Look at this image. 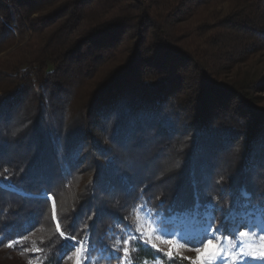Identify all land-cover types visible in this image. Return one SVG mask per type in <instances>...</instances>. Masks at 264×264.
<instances>
[{
  "label": "trees",
  "instance_id": "1",
  "mask_svg": "<svg viewBox=\"0 0 264 264\" xmlns=\"http://www.w3.org/2000/svg\"><path fill=\"white\" fill-rule=\"evenodd\" d=\"M13 47L0 264H69L75 244L82 264H191L141 237L140 207L227 235L264 220V73L220 79L264 50V0H0Z\"/></svg>",
  "mask_w": 264,
  "mask_h": 264
},
{
  "label": "rangeland",
  "instance_id": "2",
  "mask_svg": "<svg viewBox=\"0 0 264 264\" xmlns=\"http://www.w3.org/2000/svg\"><path fill=\"white\" fill-rule=\"evenodd\" d=\"M228 2H219L218 6L206 13L199 14L196 20L211 24L219 13L228 10ZM195 20V21H196ZM198 23V22H197ZM199 24L197 26H199ZM15 50V47L0 54V61ZM258 69L264 73V50L247 57L244 63L227 69L220 79L233 77L236 73H247ZM259 107L264 108V92L256 96ZM137 229L141 237L152 247L168 256L178 255L191 264H264V220L248 218L246 230H234L224 234L220 226L210 216L205 221L189 217H177L165 220L144 207L136 210ZM84 256L81 244L74 245V253L69 264H82ZM122 264H134L123 258ZM141 264H163L162 261L143 262Z\"/></svg>",
  "mask_w": 264,
  "mask_h": 264
}]
</instances>
